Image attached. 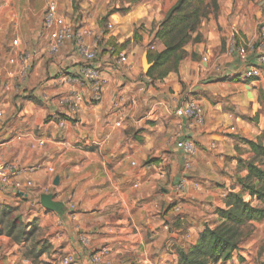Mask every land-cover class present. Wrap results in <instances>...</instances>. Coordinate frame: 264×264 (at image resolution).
<instances>
[{
    "label": "crops",
    "instance_id": "crops-1",
    "mask_svg": "<svg viewBox=\"0 0 264 264\" xmlns=\"http://www.w3.org/2000/svg\"><path fill=\"white\" fill-rule=\"evenodd\" d=\"M56 1L58 12L67 16L64 10H71V0L70 8L63 0ZM89 1L92 5L96 0ZM176 1L132 0L124 2L128 10L123 14L103 12L114 28L100 35L97 56L86 63L71 41L57 54L49 53V35L42 28L45 0H0V160L53 168V173L41 169L19 176L32 182L26 192L0 185V204L34 207L28 211L38 216L50 246L36 264H61L67 253L74 255L72 264H91L90 252L101 246L108 248L103 264H176V249L194 242L205 224H217L215 210L223 207L224 196L240 191L236 178L244 171L236 166L251 155L245 140L264 146V126L240 118L250 111L249 101L255 108L256 89H264V77L248 82L243 72L256 66L264 76V68L257 54L240 62L232 49L234 59L229 63L221 55L216 58L224 33L215 23L199 28L202 41L184 47L176 71L143 90L145 51L138 56L137 51L151 42L155 27ZM108 2L102 0L104 5ZM83 3L85 16L88 3ZM94 14L83 19L88 24L79 26L97 37L102 27L94 24L97 11ZM140 24L145 37L137 41L133 34L141 33ZM130 42L134 49L128 52ZM109 48L128 52V62L116 66ZM87 65L107 80L102 98L95 103L85 99L69 114L59 99L71 91L89 92L88 81L81 78ZM67 75L74 77L70 84L64 81ZM186 97L202 106V125L173 113ZM54 113L65 119L64 127L49 119ZM40 139L43 145L38 144ZM177 140L194 142V155H184ZM187 159L190 171L183 170ZM183 178L180 192L176 187ZM47 193L63 204L61 214L41 206L39 197ZM176 202L181 207L179 220L164 225L175 215L168 209ZM0 264L32 263L16 243L2 236ZM218 264H264V218L250 222L231 259Z\"/></svg>",
    "mask_w": 264,
    "mask_h": 264
},
{
    "label": "trees",
    "instance_id": "trees-1",
    "mask_svg": "<svg viewBox=\"0 0 264 264\" xmlns=\"http://www.w3.org/2000/svg\"><path fill=\"white\" fill-rule=\"evenodd\" d=\"M221 1L177 0L153 31L150 43L154 50L148 49L146 52L147 62L151 65L145 76L153 81L176 71L185 56L184 47L189 42L199 40L197 29L201 21L210 14H216ZM133 38L138 39L136 32ZM154 43L159 48H155ZM245 142L252 155L240 160L236 166L240 172L244 171L242 176L236 178L240 191H229L224 196L223 207L215 210L217 224H205L194 242L185 248L176 249V264H218L231 259L239 242L248 233L250 222L264 218V146L260 141ZM244 195L248 198H244ZM16 212V207L0 204V237H8L20 244L29 241L36 229L32 222L24 223ZM45 242L38 250H34L35 244L29 246L23 255L36 262L50 249Z\"/></svg>",
    "mask_w": 264,
    "mask_h": 264
},
{
    "label": "built area",
    "instance_id": "built-area-1",
    "mask_svg": "<svg viewBox=\"0 0 264 264\" xmlns=\"http://www.w3.org/2000/svg\"><path fill=\"white\" fill-rule=\"evenodd\" d=\"M75 27L76 26H74L70 21H68V19H66L58 12L56 0H45L43 8L42 28L47 31L49 35L48 51L50 54H57L59 49L65 42L71 41L74 43L75 50L79 57L86 63L92 62L97 56V40H99L101 34L104 35L105 33L113 31L114 24L110 22L106 23L105 29L102 28V30H100L99 32V36L97 35V37L89 28L81 26H79L78 28ZM87 37L95 38L91 43H88L86 41ZM16 43L17 40L12 41L13 45H16ZM109 51L113 53L114 63L116 64V66L126 64L128 62L125 53L121 51L114 53L115 48H109ZM235 52L239 61L245 62V59L248 55V50L243 47H237ZM23 58L25 59V57ZM256 60L260 65H264V53L262 51L257 52ZM260 75L261 71L256 66H250L243 72V78L245 80L259 78ZM81 78H84L89 83L88 93H85L84 91H75L74 93L71 91L68 94L63 95V97L59 99V104L63 106L69 114L75 113L79 107V104L85 99L90 103L100 101L103 95V89L107 83V80L100 76L95 68L88 65L84 67ZM73 79V76L67 75L64 78V81L70 84ZM151 82V79L146 76L142 86L143 90L146 84H150ZM113 105L114 107L119 106L118 102H114ZM173 113L177 116L189 118L198 125H202L204 123V112L202 106L196 100L191 98L186 97L185 99H183L180 104L176 105L173 108ZM1 117L2 111L0 110V119ZM48 117L50 120L56 122L58 128L64 127L65 119L60 117L59 114L54 113ZM116 126H120V120L116 122ZM44 143L45 141L43 139L38 140L39 145H43ZM176 147L179 148L184 153V155L188 157L194 155V153L196 152L195 144L191 140H177ZM191 168L192 167L190 160H185V162L183 163V170L189 171ZM41 169H45L47 173H53V168L51 166H44L39 163L25 166H16L6 160H0V185L3 187L11 188L17 192H26L33 186L31 180L28 178L20 180L18 177L21 175L33 174ZM185 182L186 178L181 179L178 186L180 192L184 190ZM192 184L195 187L198 186L196 182ZM44 191H48L47 188H44ZM52 195L55 198L56 195ZM173 209V213L176 214L179 212L178 206H175ZM107 252V246H101L91 251L88 257L90 263L103 264L102 258ZM74 261V255L71 253L65 254L60 260L61 264H72Z\"/></svg>",
    "mask_w": 264,
    "mask_h": 264
},
{
    "label": "rangeland",
    "instance_id": "rangeland-1",
    "mask_svg": "<svg viewBox=\"0 0 264 264\" xmlns=\"http://www.w3.org/2000/svg\"><path fill=\"white\" fill-rule=\"evenodd\" d=\"M70 0H63L64 6L69 7ZM87 1L88 5L85 8L86 15H82L81 12L84 11L82 8L83 2ZM126 1H132V0H109L108 4L104 5L102 3V0H96L92 5L89 0H71V10L65 11L64 14L67 16L66 19L70 21L75 28L79 27V24L81 23H89L87 21H83V19H88L90 17V14H93L94 17L97 11V17L94 19V24H99L103 29H105V25L107 23L106 17L104 18V15L102 14L104 12L107 13L108 11H117L118 13L123 14L125 11L128 10L126 8V5L124 2ZM122 16V15H121ZM82 19V20H81ZM103 22V20H105ZM118 19V17H117ZM114 22V21H113ZM212 22L214 27L216 24V27L220 33H224V36L222 37V45L223 48L219 54L216 55V58H219V56H222V61L224 62H230L234 59L232 56V46L234 51L237 47H243L248 50L247 56L250 57L253 54H257V52L262 51L264 53V0H222L219 5V10L216 12V14H210L207 18L203 19L197 29V36L199 37V40L196 42H201L203 39V35H200L198 30L202 25H206L209 27V23ZM215 23V24H214ZM144 25L140 24L138 27L139 33L138 35V41H142V39L145 37L142 35V28ZM83 27V25H81ZM207 27L205 28L206 31ZM87 28V27H86ZM148 41V38L146 37V42ZM134 49V43L130 42L128 44L127 50L128 52L130 50ZM148 49L154 50L151 48V43L149 42L142 50L137 51L138 54L143 53L144 51L147 52ZM127 53L126 56H127ZM259 54V53H258ZM200 59V58H198ZM238 59V57H237ZM208 62V60H207ZM264 68V65H261ZM264 71V70H263ZM264 77L263 75H260V78ZM259 79V78H258ZM256 95L252 98V101L255 105V108L249 106L248 109L250 110L248 113H242L240 114V118L245 120L246 122H260L262 126H264V89L259 88L256 89ZM248 103V102H247ZM247 106V105H246ZM231 135V133H229ZM232 136V135H231ZM263 137V136H262ZM264 138V137H263ZM252 155V154H251ZM251 155L248 157L250 158ZM262 166L264 168V161L262 162ZM192 169V168H191ZM190 169V170H191ZM189 170V171H190ZM180 182L177 184L179 186ZM177 190H179L178 187H176ZM38 198L36 197L35 203L37 204ZM22 204L24 202L21 201ZM10 206H14L13 204H8ZM175 206L179 207V212L176 213L174 216L171 215L169 221H164V225L169 226V224L174 225L177 220H179V215L181 213V207L178 205V203H173L169 207L168 210H171L173 213V208ZM17 208L16 214L18 217L24 222H32L35 226V232L33 237L27 241L22 242L20 244H16L18 247V251L23 255L24 250H26L29 246L34 245V250H38L39 247L42 244H45L47 241L45 238V233L42 230V227L39 222L38 216L33 215L32 213H29L28 210L34 209L33 206H26L23 205L22 208ZM174 214V213H173ZM169 228V227H168ZM35 252V251H34ZM32 264L38 263V260L36 262H32Z\"/></svg>",
    "mask_w": 264,
    "mask_h": 264
},
{
    "label": "water",
    "instance_id": "water-1",
    "mask_svg": "<svg viewBox=\"0 0 264 264\" xmlns=\"http://www.w3.org/2000/svg\"><path fill=\"white\" fill-rule=\"evenodd\" d=\"M150 65L151 64L147 62L146 52H145L143 55V71H144V73L147 72ZM53 184L54 185L58 184V177L54 178ZM39 202H40L41 206L46 210L53 211V212H56L58 214H61L64 211L63 204L60 201L54 200V197L51 193L41 194L39 197Z\"/></svg>",
    "mask_w": 264,
    "mask_h": 264
}]
</instances>
